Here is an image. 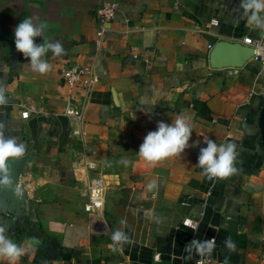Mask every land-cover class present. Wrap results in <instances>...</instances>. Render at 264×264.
Segmentation results:
<instances>
[{
  "label": "crops",
  "instance_id": "crops-1",
  "mask_svg": "<svg viewBox=\"0 0 264 264\" xmlns=\"http://www.w3.org/2000/svg\"><path fill=\"white\" fill-rule=\"evenodd\" d=\"M119 6L102 31L97 8ZM241 0H0V80L9 103L0 107L5 136L25 144L20 183L28 210L15 214L0 202V221L18 243L36 237L17 264H264V142L260 94L264 64L215 68L208 36L243 43L252 30ZM27 17L45 22L44 37L66 55L49 52L51 71L31 70L15 48V27ZM42 43L43 38H35ZM244 44V43H243ZM137 56V57H135ZM92 64L101 79L84 110L81 136L60 144V115L83 100L70 94L60 68ZM23 109L31 117H21ZM178 115L192 117L190 147L152 165L137 155L149 131ZM37 118L36 134L29 125ZM70 122V119H69ZM237 145L239 173L209 180L197 165L204 139ZM85 146L107 185L100 214L85 211L84 182L74 171ZM122 158L131 161L128 166ZM158 188L149 192V182ZM155 217L149 219L145 214ZM126 221L122 225L121 221ZM237 222L231 231L230 222ZM191 224L193 227L186 225ZM130 244L113 251L112 232ZM215 239L210 257L187 252L193 239ZM231 239L236 251L225 241ZM0 264L7 261L0 260Z\"/></svg>",
  "mask_w": 264,
  "mask_h": 264
},
{
  "label": "clouds",
  "instance_id": "clouds-1",
  "mask_svg": "<svg viewBox=\"0 0 264 264\" xmlns=\"http://www.w3.org/2000/svg\"><path fill=\"white\" fill-rule=\"evenodd\" d=\"M241 18L255 31H264V0H241ZM38 18H24L14 29V43L18 52L28 59L31 70L41 75L51 71V65L44 57L51 52L54 56L66 55V50L60 41L52 42L44 37L47 28L45 22H34ZM42 37V43H36L35 38ZM9 103L7 86L0 80V107ZM193 131L192 117L178 115L171 124L158 122L157 129L149 131L139 146L137 155L149 164L155 165L171 158L179 157L189 148V140ZM206 147L200 148L198 156V166L202 169V174L209 180H224L239 173L237 168V145L234 142L217 144L214 140L205 138ZM26 146L17 141L15 137L5 136V124L0 122V187L13 188V180L10 175L9 162L25 156ZM121 164L128 166L131 161L122 158ZM158 188L157 181L149 182L147 190L153 192ZM19 195V193H16ZM149 219L154 216L146 213ZM126 225V221H121ZM188 227L195 228L188 224ZM111 240L113 251L122 248L124 244L132 241L122 230L112 232ZM40 241L36 237H29L27 241L18 243L8 235V226L0 221V260L7 261V264H17L26 255L27 249L38 247ZM226 248L236 251V244L231 240L225 241ZM215 248V239L205 241L193 239L186 245V251H193L200 257H210Z\"/></svg>",
  "mask_w": 264,
  "mask_h": 264
},
{
  "label": "built area",
  "instance_id": "built-area-1",
  "mask_svg": "<svg viewBox=\"0 0 264 264\" xmlns=\"http://www.w3.org/2000/svg\"><path fill=\"white\" fill-rule=\"evenodd\" d=\"M118 6V2L109 1L97 8L96 14L102 31H105L107 25L115 19ZM243 43L253 48L251 59L264 64V31L257 36L245 37ZM211 47L209 45V48ZM60 79L68 87L70 94L76 91H81L83 94V100L79 104H72L66 108V116L70 119L68 134L77 138L82 133L81 126L86 104L101 79L94 65L80 63H70L61 67ZM30 115L31 110L29 109L21 111V117L24 119L30 118ZM73 168L77 178L84 182L83 194L87 197L84 204L85 211L100 214L105 204L107 185L104 177L96 173L99 170L98 161L88 153L85 146H82L76 151ZM212 262L211 258H201L197 261L198 264ZM216 264H223V262H216Z\"/></svg>",
  "mask_w": 264,
  "mask_h": 264
},
{
  "label": "water",
  "instance_id": "water-1",
  "mask_svg": "<svg viewBox=\"0 0 264 264\" xmlns=\"http://www.w3.org/2000/svg\"><path fill=\"white\" fill-rule=\"evenodd\" d=\"M208 39L210 41V45L213 46L210 59L212 66L215 68L229 66L242 67L249 60H251L253 56V48L249 45L224 39L218 40L217 37L211 35L208 36ZM259 98L260 104L263 106L260 113L259 124L264 142V94H260ZM59 119L62 124L60 144L65 145L70 127L69 118L65 115H60ZM29 125L33 131V134H36V129L38 127L37 118H33ZM26 160V157H22L9 162L10 175L13 180V188L15 191L12 188L0 187V202L3 205H7L15 214H21L22 212L28 210V199L26 198V193L20 183V174ZM17 192L19 195L16 194ZM230 229L234 232L237 230V222L235 220H231Z\"/></svg>",
  "mask_w": 264,
  "mask_h": 264
}]
</instances>
